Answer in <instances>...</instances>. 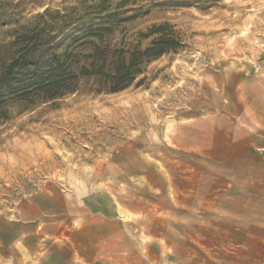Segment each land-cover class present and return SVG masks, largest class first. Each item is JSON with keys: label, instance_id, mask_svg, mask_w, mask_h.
Here are the masks:
<instances>
[{"label": "rangeland", "instance_id": "374dc122", "mask_svg": "<svg viewBox=\"0 0 264 264\" xmlns=\"http://www.w3.org/2000/svg\"><path fill=\"white\" fill-rule=\"evenodd\" d=\"M98 1L0 0V72L46 10L83 16ZM108 1L122 20L101 44L111 55L148 47L165 24L181 47L119 93L79 77L62 99L8 104L0 264H133L110 242L115 215L141 231L146 264H202L219 256L201 249L219 226L235 224L227 197L253 160L240 142L264 130L252 98L264 86V0Z\"/></svg>", "mask_w": 264, "mask_h": 264}, {"label": "trees", "instance_id": "16d2710c", "mask_svg": "<svg viewBox=\"0 0 264 264\" xmlns=\"http://www.w3.org/2000/svg\"><path fill=\"white\" fill-rule=\"evenodd\" d=\"M109 10L108 0L85 6L83 16L76 10L65 15L46 10L38 23L22 28L14 42L15 56L0 72V118H7L8 104L16 101L54 102L64 98L76 91L79 77L100 78L107 92H122L151 61L181 47L172 27L165 24L151 31L149 36L158 37L148 47L123 48L111 55L101 44L122 20ZM87 46L92 47L89 54L78 53Z\"/></svg>", "mask_w": 264, "mask_h": 264}, {"label": "crops", "instance_id": "0c3cea01", "mask_svg": "<svg viewBox=\"0 0 264 264\" xmlns=\"http://www.w3.org/2000/svg\"><path fill=\"white\" fill-rule=\"evenodd\" d=\"M255 95L256 97H253ZM252 98L257 99L258 115L262 118L261 113H264V86L262 84L258 85V90L256 94H252ZM258 121L261 120L258 119ZM240 148L242 152L250 154L253 160L251 164H245L251 171L250 177L239 180L236 176L235 194L227 197L235 207V211L230 212L235 219V224L234 226L226 224L219 226L218 244L208 242L201 248L209 251L218 250L219 256L218 258L203 259L202 264H264L263 127H260L258 131L253 128L252 133L241 140ZM255 158L258 162L254 161ZM255 170L259 173L255 174ZM112 226L115 228L110 236V242L114 243L113 249H118L126 254L129 261L132 259L133 264H146L145 255L141 253L143 249H146L143 245L145 243L142 242L141 231H132L128 224L126 225L117 218V215H115ZM102 241L105 240L98 239V242ZM87 242L93 241L88 240ZM194 263L195 260H193Z\"/></svg>", "mask_w": 264, "mask_h": 264}]
</instances>
